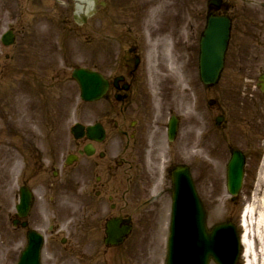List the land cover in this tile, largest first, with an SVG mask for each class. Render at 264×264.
Wrapping results in <instances>:
<instances>
[{
    "label": "rangeland",
    "instance_id": "1",
    "mask_svg": "<svg viewBox=\"0 0 264 264\" xmlns=\"http://www.w3.org/2000/svg\"><path fill=\"white\" fill-rule=\"evenodd\" d=\"M25 1L31 3V6L27 5L26 8L28 15L25 16L27 18L24 23L25 32L20 36L19 40L22 43L19 42V45L17 43L14 47L4 48L1 37L8 29L7 21L9 20H2L0 18V66H3L2 63L6 62L5 56L8 54L11 58V62L9 63L12 64L11 69L16 71L14 72L7 68L0 71V264H13L17 259L16 250H21L20 247L23 246L21 245L18 248L16 241L19 240V235L18 233L11 232L8 226L9 215L13 214L15 205L17 204L15 196L19 190V176L23 167V158L20 153L22 154L28 148L26 152L31 154L34 149H37V152L38 150L43 151V156L46 155V157L61 160L64 156L62 153L70 150L71 144H73L71 128L76 123L85 125L93 123L108 111L109 106L103 101L95 104H86L81 101L79 86L70 77L72 66H90L103 71L105 74H112L116 68L114 57H120L122 50L119 46L113 45L110 34L113 33V29L128 30L132 27L134 36H138L140 42L145 46L143 50L145 51L143 57L145 70L140 76L141 89L139 90V97H137L139 100L135 103L136 110L132 112L134 115L131 118L140 117L144 119L146 116V118L150 119L149 123L153 127V124L161 122V117H163L155 115L152 110V107H159L156 103L158 94H160L159 92H162L165 100L167 98L172 100L173 96H177L178 104L182 102L183 107L184 103L189 101L184 94L187 93L189 95L191 92H185L184 87L188 86L187 78H190L192 72L195 74V67L191 65L187 77H183L180 71H177L174 76H172L173 73L171 76L164 75L162 73L163 66L161 61L164 59L162 55L163 50H165L164 54L166 52L167 45L165 42L167 38H170V40L173 38L175 41H178L179 38L180 50L182 51L183 49L185 54L188 46L196 50V40L199 30L191 27V19L186 18L188 13L195 12L193 7H199L203 10L206 4L204 0L199 2L197 0H136L134 2L132 0H125L129 4L123 5L122 3L120 6L116 3L122 14L121 20L114 18L113 14H109V11L106 10L105 15L102 16L104 20L103 24H100V26L104 25L109 31L100 33L98 31L99 16L93 15L83 24L77 23L73 19V12H75L76 7L74 4H71L72 2H68L69 5L66 3V0H56L57 14L55 15L53 12L55 2L53 3L52 0ZM116 1L118 0H110L109 2L112 4ZM154 1L155 5L152 6ZM120 2H124V0H120ZM132 5H134V9L136 8L137 11H131ZM252 5L253 1L247 3L245 8L257 11L259 5ZM34 6L40 7L39 11L36 10V16L34 15ZM163 6L171 8L175 14L171 15L169 12H165L164 17L158 19L160 15H163L161 11V7ZM152 9L153 15L149 18V12ZM246 9H244V12H246ZM198 11L196 10V13ZM34 16L35 20H33ZM119 17L120 15H117V18ZM203 21L204 17H201L200 24ZM120 24H122L121 27ZM77 29L78 32L76 33ZM107 29L105 28V30ZM173 39L172 43L174 44ZM244 42H249V39L244 40ZM249 61L248 59H242L243 64H249ZM173 62V65L169 66L170 72L175 70L176 58H173ZM240 62L241 60H231V66L234 65L233 69L236 66L238 68ZM20 65L26 68L27 66H39L48 75V79L44 77L43 82L41 77V80L22 83V75H24L22 73H24V70L15 69L20 68ZM233 69L229 67V71L225 73L228 75L227 80L223 79L218 88V100L222 103L224 102L223 98H230L231 94L235 92L237 88L235 84L243 83L240 78L242 71L238 72L240 75L232 74ZM17 73H20V75ZM51 76L55 78V81L52 83L50 82ZM246 84L249 86L254 85L250 81ZM243 86L242 84L240 88ZM205 97V93H202L201 98ZM6 102L20 105V108H15V110L23 112L21 119L24 121L22 123L24 126L21 124L22 126L15 127L11 119L16 116L8 113L7 108L3 106ZM233 107L234 103L232 104ZM233 109L231 117L240 115V113L236 112L235 107ZM21 113L15 114L21 115ZM110 113L111 118L114 117V112ZM117 119L121 120L118 115ZM9 120L10 122L8 123L7 121ZM236 122L237 120L234 123ZM143 127L148 128L146 124ZM261 127L263 128L264 126ZM13 129L16 131H13ZM109 132L112 142L115 139L125 142L124 139L117 137L116 130L112 131L111 128ZM261 133L263 135V130ZM228 134L230 135L231 133L228 132ZM22 136H27L28 141L22 138ZM240 143H242L241 140ZM199 146L202 148L200 151L201 160L200 165L198 166L197 164L199 171H196V173L199 177L198 181L202 197L206 204L205 208L208 213L209 226L228 219L238 224L240 207H243L242 203H245L253 210L254 215L253 219L250 220V241L257 248V253L260 255L258 256V263L264 264V253H262L261 242L255 241V235H258L260 232L258 222L264 213V146L260 144H224V140L221 138H218V144H199ZM231 146L240 148L249 147L250 151L255 154V159L250 160L249 178L245 189L239 197V204L237 206L228 205L229 197L225 193L226 165L230 157L229 148ZM251 148L262 152L261 158L257 159L258 154ZM209 151H211V155H209ZM5 154L8 155V159ZM256 167L258 168V172L255 173ZM122 178L125 179V177ZM41 179H46V175L42 174ZM120 179L121 177L115 183H118ZM75 200L79 199L75 198ZM53 204L55 203L39 199L35 207V214L39 216L38 223L46 225V223L54 220L48 219L47 216L51 213L50 206ZM65 205L68 204L65 203ZM77 205L81 206V204ZM59 214L61 215V212ZM153 215H156V213ZM162 218L165 221L167 215L164 214ZM164 221H161V226L157 228L155 227L158 222H153L150 224V230L145 229L147 234L150 231L148 237L151 242L148 245L151 244V249L147 244L140 242L146 243L144 239H139L137 242L138 252L135 256L137 260L134 259L126 263L165 264L168 230ZM56 222L58 223V221ZM2 233L14 234L12 244L9 245L5 241ZM8 242L11 243V241ZM59 247L60 245H52L48 241L44 253V261L47 264H55V261L57 264H73L72 259L65 260L60 256L61 249H56ZM142 250L144 255L140 253ZM97 255H99V251L96 252V257L103 260L99 264H105L104 260H107L110 256ZM74 264H77V262L74 261ZM79 264H82V262L79 261Z\"/></svg>",
    "mask_w": 264,
    "mask_h": 264
},
{
    "label": "flooded vegetation",
    "instance_id": "2",
    "mask_svg": "<svg viewBox=\"0 0 264 264\" xmlns=\"http://www.w3.org/2000/svg\"><path fill=\"white\" fill-rule=\"evenodd\" d=\"M21 1L22 0H0V18H2V20L7 18V20L13 21V26H11L10 29L15 36V43L17 40H20V36L25 31L23 22L25 13L20 7ZM124 2L118 0L115 3L120 6L122 3L123 5L129 4L125 0ZM132 2L134 1L132 0ZM117 5L115 4L114 7H109L105 4V6L100 7V24H103L104 20L102 16L105 15L106 10L109 11V14H113L114 18L121 20L122 14ZM133 6L134 5L131 6V11H137ZM117 15H120V17L117 18ZM121 26L122 24H120V27ZM245 28H251V32L255 33L253 35H247L251 43L253 41V43L258 45V55L256 56L255 63H261L264 67V18L258 20L246 17ZM101 30H105L104 25H102ZM132 30L131 27L127 31L132 33ZM122 35L123 34H120L119 37L120 41L123 43L121 39ZM138 47L136 42L134 46L130 47L131 52L137 54ZM193 50L191 46H188V55L186 58L188 60V66L192 65L195 67L196 65L192 64L195 60V50ZM191 52L192 54L190 55ZM6 59L9 62L10 56L8 54ZM5 63L6 64L3 66H0V71H3L4 68L13 70L11 66H8L9 63ZM120 63V71H116L115 73L121 72L125 80L118 84H113L111 82L108 96L109 98H114L115 103L120 101L119 105H115L116 108L112 107L110 110L114 112L116 121L119 120L117 119V115L121 118V120H119L120 122H116L114 125L120 135L127 139V142L118 144L116 150L108 146L105 147V145H102L101 148L100 146H96V149L99 150L98 153L91 158L86 157L82 159L81 164L78 166H66L63 163H59L60 159L52 158L50 167L45 169L41 166L40 160L38 161L35 158L29 161V166L23 171V182L26 184H31V182H33L31 186L34 190H39V187L44 188L43 195L47 197L50 202L55 203V211H53L55 217L58 215L56 208L60 207L59 201L56 200L55 197L70 196L71 193L74 192L72 190L73 184H77L76 193L81 189L82 220L76 225L73 224L70 226L68 230H71V236L67 240L63 242L60 238L61 234H55L51 235L50 243L52 245H60L61 254L65 256L79 257L78 259H80L83 264H99L103 261L99 257H96L97 251H99V255L97 256L110 255L107 260H104L105 264H130L126 262L133 261L134 259L137 260L135 256L138 252V240L144 239L146 243L140 242L147 245L151 242L148 237L149 231L147 234L145 229L150 230L151 223L159 222V217L161 218L160 214H164L166 205L168 206L170 196L172 195L171 171H173V168L176 166L186 164L184 152H181V150L177 148L175 151L171 152L173 162L166 181L164 182L161 179L160 166L155 165L157 164V160L155 159L156 152L154 148L150 149L149 146L150 144H154L155 140H153V138L157 140L161 130H165L166 126L158 122L159 125L157 130H159V134L157 131L156 136L153 137V132H151L152 124L149 123L150 119L146 118V116L144 119L140 117L135 119L131 118V116L134 115L132 112L136 110L135 103L139 100L137 99V97H139V88H136L137 81L139 80V67H135V65L132 66L131 60H128L125 64L124 62ZM243 66H245V68H241V77H244L245 82L258 81L259 76L264 74V71H261L259 75L255 71L261 70L259 66H257L255 70L254 65L243 64ZM28 68L30 69L22 67V65H20V68H15L16 70H24L22 74L31 76L27 77L24 75L22 77L23 82L41 80V77L43 81L44 77L47 78L46 75H42V69L39 66L34 67L33 70H31V67ZM13 71L16 72L15 70ZM231 73L239 75L237 66ZM17 74L20 75V73ZM198 77L199 76L194 79H198ZM233 79L235 80V78ZM110 81L112 80L110 79ZM50 82L52 83L53 81L50 79ZM126 86H128L127 90H125ZM251 97H253L252 100H249ZM133 98L134 102L131 103ZM253 100H259L257 95L253 93L247 94L246 101L248 103L246 104L255 106L256 104L253 103ZM228 107V102L220 106L221 110L224 111H226ZM217 108V104L213 108H210L209 118ZM163 113L168 112H165L164 109ZM256 114V112H253L250 117L246 116L244 120L251 122L252 119H256V116H258V114ZM142 124H146L148 128H144ZM209 132L214 134L217 130L211 125L209 126ZM245 133L248 140L250 134L253 136L255 135V132L249 124L245 125ZM165 144H168V142L166 141ZM72 145V153L75 154H79L85 146V144L80 143ZM58 166L60 167L61 173L56 170ZM93 173H97L98 176L93 177ZM42 174L46 175V179H41ZM57 174H59V176ZM77 176H80L83 182H77ZM99 177L100 179H98ZM120 177L121 179L119 182L115 183ZM122 177H125V179ZM48 179L53 181H47ZM34 209L35 207L27 218H19L18 220V227L15 228V232L19 235L18 242L24 241L27 230L30 227L39 225V216L35 214ZM154 213H156V215H153ZM113 217L129 219L133 225L132 232L124 244L116 247L109 246L107 247L109 249H106L104 242L105 223L108 219ZM15 220H17L16 216L11 217V221ZM24 222H28V227L23 226ZM54 232L58 231L54 229L53 233ZM56 249L60 250L59 248ZM103 251L105 252L103 253Z\"/></svg>",
    "mask_w": 264,
    "mask_h": 264
},
{
    "label": "water",
    "instance_id": "3",
    "mask_svg": "<svg viewBox=\"0 0 264 264\" xmlns=\"http://www.w3.org/2000/svg\"><path fill=\"white\" fill-rule=\"evenodd\" d=\"M84 74H81L79 76L80 81L82 82L83 85H93V77L87 80L86 82L83 79ZM239 166V168H238ZM240 166L237 163V166L235 167L237 176H241L240 172ZM235 172V171H234ZM234 175L236 179L238 177ZM186 185L187 187L189 186L188 184V178H186ZM191 200H194V195H190L185 197V199L182 201L184 203V208L182 212V219L185 221L184 225L182 226L181 230H179L178 226L174 227L175 230V236H177L179 240V249L180 251L184 249L183 253V260L186 263H191V264H207L210 257L214 256L212 253V248L207 250L205 248V242L210 240L209 237H212L213 235L209 234L205 228V222H204V212L202 210V207L199 205V203L195 201V205L191 203ZM195 209L196 212L192 211V209ZM192 230L195 231V236H190L189 238H186V241L184 240V237L188 234L193 235ZM179 234H182L181 236ZM197 239L198 241H196ZM220 240L221 243L225 244L226 241L232 242L231 246L234 247V253L232 251H228L227 253L223 254L222 257L218 259L221 264H228L229 262H233L236 259V253L238 250V245L237 241L235 238V230L227 226L223 229L220 235ZM208 244V243H207ZM209 245V244H208ZM175 247V244H173ZM231 252V253H229ZM185 263V264H186ZM172 264V260H171Z\"/></svg>",
    "mask_w": 264,
    "mask_h": 264
},
{
    "label": "bare ground",
    "instance_id": "4",
    "mask_svg": "<svg viewBox=\"0 0 264 264\" xmlns=\"http://www.w3.org/2000/svg\"><path fill=\"white\" fill-rule=\"evenodd\" d=\"M76 1V3L78 4V12L79 13H81L82 12V10H84L85 9V7L81 4V2H83V1H80V0H75ZM133 1H136V0H133ZM81 15V14H80ZM194 22H198V19L197 18H194ZM231 37V36H230ZM216 39V38H215ZM215 45L217 46L218 45V43L216 42L215 43ZM218 48L219 49H223V46H218ZM211 68H213L214 67V65H212V66H210ZM252 68V67H251ZM257 68V65H255V67H254V70ZM43 71V70H42ZM258 74H260V72L258 71V70H255ZM52 75V74H51ZM68 76V75H67ZM54 76H51V81H53L55 78H53ZM262 80H264V74H263V76H262V78H261ZM252 98L253 97H251L249 100H252ZM245 103H248L247 101H245ZM251 112H249L248 113V117H250L251 116ZM257 115V114H256ZM261 115V113L258 115V116H260ZM263 115V114H262ZM260 119H262V118H259V120ZM250 136H251V134H250ZM260 140V139H259ZM231 158H232V156H230V158H229V161L227 162V165H226V168H227V170H228V164H229V162H230V160H231ZM226 174H227V171H226ZM176 185L175 184H173V183H171V188H174ZM185 198L184 197H181V201H183ZM191 203L193 204V205H195V201L194 200H191ZM181 208H184V209H186L184 206H179V211H180V209ZM190 209H192V208H190ZM192 211H194V212H196V210L195 209H192ZM168 214V213H167ZM253 217H254V215H253V210L250 208L249 210H248V215L246 216L245 215V218L247 219V223H248V234H245L244 235V237H243V244H244V246H245V255L244 256H248L249 258H250V261H248V263L247 264H259L258 263V261H259V258H258V256H260L258 253H257V248L254 246V245H252L251 244V241H250V235H251V233H250V220L251 219H253ZM163 219V218H162ZM258 228H259V234L257 235H255V241H259V242H261V247H262V253H264V213L262 214V216H261V220H260V223L258 222ZM209 239L213 242V244H215V245H217V246H219V245H221L222 243H221V241L220 240H218V239H215V237L214 236H212V237H209ZM111 247H113V246H111ZM229 253H231V252H229ZM255 259H257V260H255ZM228 264H233L232 262H229Z\"/></svg>",
    "mask_w": 264,
    "mask_h": 264
}]
</instances>
